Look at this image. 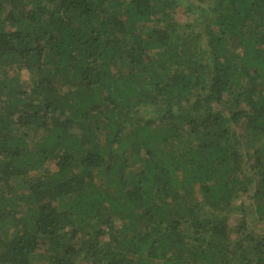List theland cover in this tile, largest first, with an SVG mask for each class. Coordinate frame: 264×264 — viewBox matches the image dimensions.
Returning <instances> with one entry per match:
<instances>
[{
	"label": "trees",
	"instance_id": "16d2710c",
	"mask_svg": "<svg viewBox=\"0 0 264 264\" xmlns=\"http://www.w3.org/2000/svg\"><path fill=\"white\" fill-rule=\"evenodd\" d=\"M264 0H0V264H264Z\"/></svg>",
	"mask_w": 264,
	"mask_h": 264
},
{
	"label": "rangeland",
	"instance_id": "374dc122",
	"mask_svg": "<svg viewBox=\"0 0 264 264\" xmlns=\"http://www.w3.org/2000/svg\"><path fill=\"white\" fill-rule=\"evenodd\" d=\"M256 228V234L261 236L264 234V226L255 224Z\"/></svg>",
	"mask_w": 264,
	"mask_h": 264
}]
</instances>
